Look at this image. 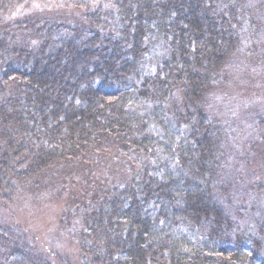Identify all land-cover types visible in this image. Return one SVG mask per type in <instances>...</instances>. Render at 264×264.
<instances>
[{"label":"trees","instance_id":"obj_1","mask_svg":"<svg viewBox=\"0 0 264 264\" xmlns=\"http://www.w3.org/2000/svg\"><path fill=\"white\" fill-rule=\"evenodd\" d=\"M34 1L0 0V191L114 150L127 181L64 213L84 264H264V219L247 231L221 200L225 131L204 108L249 0H76L86 24L19 17Z\"/></svg>","mask_w":264,"mask_h":264},{"label":"rangeland","instance_id":"obj_2","mask_svg":"<svg viewBox=\"0 0 264 264\" xmlns=\"http://www.w3.org/2000/svg\"><path fill=\"white\" fill-rule=\"evenodd\" d=\"M88 1L96 10L100 0ZM245 7L251 20L241 24L243 42L229 55L204 108L225 131L222 182L228 190L221 200L241 227L255 231L264 219V0ZM18 15L87 23L76 0H35ZM110 152L90 155L84 166L63 163L41 179L39 189L26 187L8 198L0 191V264H84L72 230L64 228V213L84 191L95 193V182L104 191L127 181L129 161Z\"/></svg>","mask_w":264,"mask_h":264}]
</instances>
